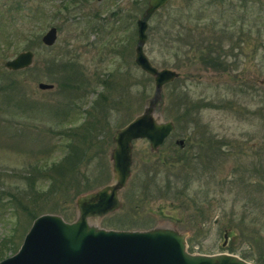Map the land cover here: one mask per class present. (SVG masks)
<instances>
[{"label": "rangeland", "instance_id": "obj_1", "mask_svg": "<svg viewBox=\"0 0 264 264\" xmlns=\"http://www.w3.org/2000/svg\"><path fill=\"white\" fill-rule=\"evenodd\" d=\"M11 1L0 0V69L5 70L4 60L31 50L32 64L20 77L25 99L36 104L34 109L24 108L20 116L11 112L10 118H3L13 125L11 134L6 135L0 122V259L17 250L32 221L12 197L27 203L29 193L25 186L17 190L15 185L22 182L13 175L30 171L36 148L30 138L55 140L43 133L53 126L52 104L61 98L60 75L52 64L48 68L49 60L78 66L90 85L61 127L79 126L87 119L92 135L88 139H93L95 150L103 151L107 174L91 191L111 184V135L142 110L154 88L152 78L133 62L135 20L146 0L138 4V0H27L20 17L7 11ZM50 26L56 28V38L44 46L40 36ZM16 27L21 29L17 37L12 34ZM8 32L12 35L3 39ZM146 35L143 51L151 64L178 74L162 86L157 109L160 119L170 120L174 129L154 151L146 139L132 141L130 175L118 192L119 207L89 217L88 223L113 230L166 227L185 234L190 253H231L263 264L258 259L264 258V191L255 184L259 179L264 182V0H170L148 19ZM205 42L212 46L210 54L217 47L227 53V69L202 65L207 58L201 60L200 53L208 57L206 49H200ZM40 81L53 88L38 89ZM99 92L105 94L109 110L88 108ZM179 97L195 107L188 113L190 119L175 122ZM177 139H182V146ZM178 148L182 152L175 153ZM176 154L184 155L191 179L182 196L177 194L183 173L174 161ZM88 169L96 172L93 163ZM153 170L154 185L147 183ZM166 177L172 186L164 196ZM76 212L74 199L63 209L66 218L59 212L39 214L72 221ZM10 240L12 244L4 247Z\"/></svg>", "mask_w": 264, "mask_h": 264}, {"label": "water", "instance_id": "obj_2", "mask_svg": "<svg viewBox=\"0 0 264 264\" xmlns=\"http://www.w3.org/2000/svg\"><path fill=\"white\" fill-rule=\"evenodd\" d=\"M170 0H146L135 20L136 39L133 62L153 80V93L142 110L116 128L110 151L112 182L75 198L76 217L65 221L61 216L42 213L34 217L17 250L0 259V264H256L231 253L194 254L186 249L185 234L166 227L146 230L103 229L88 223L89 217L103 216L119 207L118 192L130 175L132 141L146 139L152 151L173 131L170 120H161L157 109L162 86L173 81L177 72L157 69L143 51L147 39V21ZM56 28L40 36L44 46H51ZM33 52L23 50L4 60L6 70L17 71L31 66ZM37 88L50 90L52 83L38 82ZM182 146V139L176 140ZM226 231L223 232L224 245Z\"/></svg>", "mask_w": 264, "mask_h": 264}, {"label": "trees", "instance_id": "obj_3", "mask_svg": "<svg viewBox=\"0 0 264 264\" xmlns=\"http://www.w3.org/2000/svg\"><path fill=\"white\" fill-rule=\"evenodd\" d=\"M24 1L27 0H12L7 8V11L11 12L14 10L17 14V17H20V11L23 10L22 3ZM136 2L138 4L141 3L142 0H138ZM8 15H10V13ZM171 25L174 24L171 23ZM11 27L12 25L9 23L10 30ZM19 32H21V29L16 27L15 32L12 34L13 36L16 35L17 37V34H20ZM8 33L9 34H5L3 36V39H5L6 36L9 38L10 35H12L10 32ZM205 44H207V42H205ZM204 46L200 49H206L208 52L209 50H207V48L209 46ZM204 58H207L206 61L210 60L213 63L215 62V58L205 57V55L202 56L200 53V59L203 60ZM57 62L54 59H50L47 66L49 68L52 64L51 67L54 68V72L59 73L60 75L57 81V91L60 93L61 98L59 101H57V103L52 104L54 113L52 115V122H54L53 126L49 125L50 127H45L43 129L44 134H50L53 138H55V140L52 143H46V141L43 139L36 138V140L33 141L30 138L31 143L36 147L35 152L32 154V156L35 155V159L30 165V171L21 176L13 175V177L22 182L21 185H15L17 190L19 191V189H24L25 186L27 192L29 193V195H26V204H23L20 199L14 195L12 196L13 201H15V206H17L20 211L29 217L30 220H32L42 211L53 213L59 212L62 213L66 218L67 216L63 213L65 206L72 202L76 196L101 186L103 183L101 178H104L105 173L107 174V170H103L105 165L101 161L103 158L101 155L103 151L100 153L97 149L95 150L94 148L96 145L93 139H88L92 136L91 128H87L88 120L84 119L83 123H81L79 126H74L72 123H70V125L61 127L62 122L68 121V118L72 112V108L77 102L76 100L85 97L87 88L90 85L87 86L88 82L84 79V75L78 66L73 67L75 65H71L68 62H65V64H69V66H64L62 63L59 64L61 61ZM28 69L29 67L17 71L0 69V122L3 123V130L6 135L11 134V132H14L15 130H11L13 125L11 124L10 120L4 121L5 119L3 118L8 116L10 118L11 114L9 113L11 112L12 116L14 117V114L18 115V113H22L24 108L30 106V108L34 109L35 107L36 103H29L25 99L22 89L23 82L20 76L27 72ZM96 82L97 81L94 83ZM105 99V94L99 92L96 94V97L93 99V101L89 102L88 108H107L108 105L105 102ZM182 100H184V102H181ZM187 103L188 102L185 98L179 97L176 100L175 104L177 106V113L175 117H173V121L179 122L181 118L190 119L188 115L190 114L192 107L195 106L192 104L189 105ZM198 105L201 106V103ZM198 105H196V107H198ZM107 109L109 110V107ZM86 113H88V111H86ZM21 133L22 136L25 135V132L22 131ZM18 134H20V131H18ZM56 151L57 153H55L56 155L54 156L53 152ZM178 152H182V150L179 148L175 150V153ZM176 155H179V157L174 161L176 163H180L178 170L183 173L181 181L182 187L178 190V193H176L182 196L183 193L186 194L185 188L188 186V182L191 179L187 173L185 164L186 162L183 159L184 155ZM91 163L94 164L96 169V172L94 173L92 172L93 170L88 169ZM155 181L156 171L153 170V173L148 178L147 183H152L154 185ZM170 186H172V184L168 180V177H166L164 183V196L169 194ZM255 189L264 191V182L262 179H259V181L256 182ZM199 210L201 211V209ZM8 244H12L11 240L7 241V243L3 244V246L7 247L6 245ZM242 258H245L244 255H242ZM258 260L264 264V258Z\"/></svg>", "mask_w": 264, "mask_h": 264}, {"label": "flooded vegetation", "instance_id": "obj_4", "mask_svg": "<svg viewBox=\"0 0 264 264\" xmlns=\"http://www.w3.org/2000/svg\"><path fill=\"white\" fill-rule=\"evenodd\" d=\"M204 45H206V44H204ZM219 46V45H218ZM205 47V46H204ZM217 51L215 50V54H210L209 52H211L212 51V46H211V48H207V50H209L208 51V57H210V58H212V56H215L214 58H215V62L213 63L212 61H210V60H207V61H205L202 65L203 66H208V67H211V68H213V69H215V70H224V69H227V68H225V65H224V59L228 56L227 55V53H224L222 50H221V48H219V47H217ZM173 129H174V124H173ZM172 134V132L170 133V135ZM169 135V136H170ZM168 136V137H169Z\"/></svg>", "mask_w": 264, "mask_h": 264}]
</instances>
